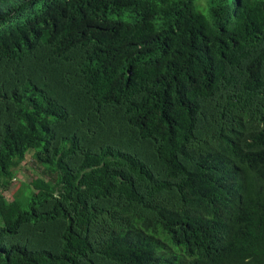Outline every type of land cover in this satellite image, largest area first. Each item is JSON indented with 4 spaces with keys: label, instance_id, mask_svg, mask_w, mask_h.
Returning <instances> with one entry per match:
<instances>
[{
    "label": "trees",
    "instance_id": "16d2710c",
    "mask_svg": "<svg viewBox=\"0 0 264 264\" xmlns=\"http://www.w3.org/2000/svg\"><path fill=\"white\" fill-rule=\"evenodd\" d=\"M0 264H264V0H0Z\"/></svg>",
    "mask_w": 264,
    "mask_h": 264
},
{
    "label": "rangeland",
    "instance_id": "374dc122",
    "mask_svg": "<svg viewBox=\"0 0 264 264\" xmlns=\"http://www.w3.org/2000/svg\"><path fill=\"white\" fill-rule=\"evenodd\" d=\"M200 7H203L202 2H200ZM34 178H43L49 180L47 172L43 167L37 164V162L34 160L33 154L31 153L28 156V159L24 163L20 164V166L15 171V194H13L17 196L19 201H23L25 196H28L27 193H24L27 189L25 186L28 185ZM19 192H22V194ZM3 196L5 197L6 201L10 199V196L7 194V192H4Z\"/></svg>",
    "mask_w": 264,
    "mask_h": 264
}]
</instances>
